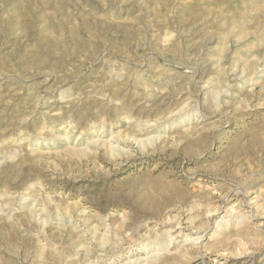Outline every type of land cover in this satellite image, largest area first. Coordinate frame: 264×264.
Masks as SVG:
<instances>
[{"label": "rangeland", "instance_id": "rangeland-1", "mask_svg": "<svg viewBox=\"0 0 264 264\" xmlns=\"http://www.w3.org/2000/svg\"><path fill=\"white\" fill-rule=\"evenodd\" d=\"M0 264H264V0H0Z\"/></svg>", "mask_w": 264, "mask_h": 264}, {"label": "bare ground", "instance_id": "bare-ground-1", "mask_svg": "<svg viewBox=\"0 0 264 264\" xmlns=\"http://www.w3.org/2000/svg\"><path fill=\"white\" fill-rule=\"evenodd\" d=\"M104 21V20H103ZM263 23V22H262ZM259 24V23H258ZM246 64V63H245Z\"/></svg>", "mask_w": 264, "mask_h": 264}]
</instances>
